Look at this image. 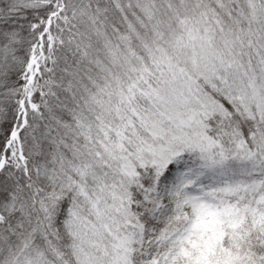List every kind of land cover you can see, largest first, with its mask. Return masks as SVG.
Returning <instances> with one entry per match:
<instances>
[{
    "label": "snow or ice",
    "instance_id": "obj_1",
    "mask_svg": "<svg viewBox=\"0 0 264 264\" xmlns=\"http://www.w3.org/2000/svg\"><path fill=\"white\" fill-rule=\"evenodd\" d=\"M0 264H264V0H0Z\"/></svg>",
    "mask_w": 264,
    "mask_h": 264
}]
</instances>
